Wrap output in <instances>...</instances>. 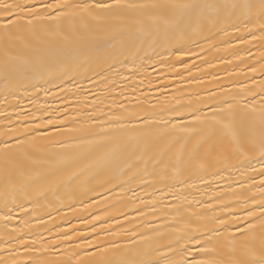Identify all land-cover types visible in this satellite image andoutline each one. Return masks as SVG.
<instances>
[{
    "label": "snow or ice",
    "instance_id": "obj_1",
    "mask_svg": "<svg viewBox=\"0 0 264 264\" xmlns=\"http://www.w3.org/2000/svg\"><path fill=\"white\" fill-rule=\"evenodd\" d=\"M0 264H264V0H0Z\"/></svg>",
    "mask_w": 264,
    "mask_h": 264
}]
</instances>
